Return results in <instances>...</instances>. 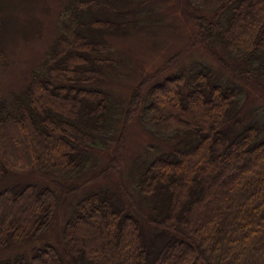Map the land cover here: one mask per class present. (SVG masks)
<instances>
[{"label": "trees", "instance_id": "16d2710c", "mask_svg": "<svg viewBox=\"0 0 264 264\" xmlns=\"http://www.w3.org/2000/svg\"><path fill=\"white\" fill-rule=\"evenodd\" d=\"M199 1L211 6V17H192V42L264 93V0ZM63 3L60 33L45 59L20 93L0 99V253L35 241L59 208L52 188L10 184L8 175L73 179L87 151L105 141L108 126L116 131L118 108L96 84L114 66L103 37H125L140 25L124 19L131 0ZM155 77L133 89L123 126L138 113L145 127L169 129L178 141L138 170L139 211L108 189L90 191L73 204L58 247L33 246L0 257V264H264L263 127H238L236 87L206 65L180 68L162 81ZM124 133L108 170L120 165Z\"/></svg>", "mask_w": 264, "mask_h": 264}, {"label": "rangeland", "instance_id": "374dc122", "mask_svg": "<svg viewBox=\"0 0 264 264\" xmlns=\"http://www.w3.org/2000/svg\"><path fill=\"white\" fill-rule=\"evenodd\" d=\"M63 4V0H0V51L3 52L0 99L20 93L27 86L31 71L45 59L60 33L58 20ZM210 9L209 4L199 0H131L123 7L124 19L137 20L140 25L134 26L125 37L109 34L103 37L105 55L114 60V66L105 68L104 77L96 84L111 95L118 108L115 125L112 121L116 131L108 126L106 138L103 137L105 141L97 140L93 149L87 151L85 164L73 179H56V183H51L40 174L8 175L10 184L38 183L52 188L58 196L59 208L54 223L35 241L11 244L0 253L1 258L47 243L58 247L59 233L73 204L80 195L90 191L108 189L116 198H121L120 202L127 209L139 211L136 201L139 197L133 187L138 170L156 155L172 151L178 141L169 129L145 127L138 120V113L123 126L133 89L142 79L156 75L153 82L162 81L180 68L206 65L218 80L236 87L241 100L238 127L254 122L264 129L262 90L252 80L225 72L210 53L192 42V17L195 14L211 17ZM118 10L123 13L122 9ZM181 56L183 58L176 65L167 66ZM225 59L232 65V61ZM123 128L120 165L116 170H108ZM76 185L80 188L72 195L68 189Z\"/></svg>", "mask_w": 264, "mask_h": 264}]
</instances>
